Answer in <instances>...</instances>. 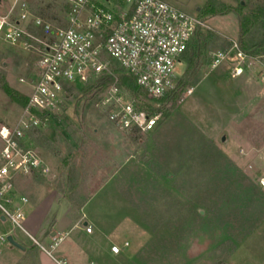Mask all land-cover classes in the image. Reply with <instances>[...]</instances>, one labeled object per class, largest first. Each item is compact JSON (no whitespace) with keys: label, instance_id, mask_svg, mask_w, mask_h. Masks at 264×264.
Segmentation results:
<instances>
[{"label":"rangeland","instance_id":"rangeland-1","mask_svg":"<svg viewBox=\"0 0 264 264\" xmlns=\"http://www.w3.org/2000/svg\"><path fill=\"white\" fill-rule=\"evenodd\" d=\"M164 1L201 19L207 29L199 32L217 39L207 50L200 48V66L193 71L187 60L197 34L191 40L176 66L177 81L189 80L178 100L157 105L140 93L141 105L161 109L155 129L116 131L97 105L73 96L55 124L25 141L50 174L19 176L14 186L31 204L47 194L55 197L45 227L61 208L57 227L64 231L57 233V246L47 250L61 264H70L59 257L64 249L75 264H264V56H246L240 76L232 78L233 60H240L229 48L238 36L236 17L202 15L218 0ZM238 1L219 2L235 9ZM40 2L49 23L64 26L65 1L27 0L29 8ZM217 51L229 62L211 71L209 54ZM35 64L22 46L0 40V84L26 96L28 87L18 81L33 80ZM21 111L0 86V126L13 125ZM66 158L68 167L62 166ZM61 173H72L66 195L56 187ZM84 219L92 234L86 233ZM30 234L38 240L42 231ZM0 235L28 240L8 223H0ZM112 245L119 255L110 253ZM8 249L7 242L0 243V264H11L20 254Z\"/></svg>","mask_w":264,"mask_h":264},{"label":"built area","instance_id":"built-area-1","mask_svg":"<svg viewBox=\"0 0 264 264\" xmlns=\"http://www.w3.org/2000/svg\"><path fill=\"white\" fill-rule=\"evenodd\" d=\"M64 1V26L33 15L27 0L0 2V40L13 47L22 46L36 58L35 78L18 81L28 87L25 107L13 125L0 126V218L49 255L50 251L24 227L28 200L19 196L14 186L19 176L50 174L47 163L26 146L29 130L57 122L66 112L69 89L83 87L104 73L113 75L111 63L134 79L148 101L163 98L177 85L176 66L191 40L207 29L201 19L164 0ZM29 26L34 29L32 34L27 31ZM231 49L240 58H233L231 70V77L237 78L246 56L235 41ZM225 60L229 59L224 52L210 53L208 68L213 71ZM114 78L97 104L102 117L121 133L155 129L162 112L149 113L137 107V100L120 86L118 77ZM86 233H91L90 227ZM6 237L0 235V243L6 242ZM57 241L52 238V249ZM127 246L124 243L123 248ZM110 251L114 255L121 252L117 246Z\"/></svg>","mask_w":264,"mask_h":264},{"label":"trees","instance_id":"trees-1","mask_svg":"<svg viewBox=\"0 0 264 264\" xmlns=\"http://www.w3.org/2000/svg\"><path fill=\"white\" fill-rule=\"evenodd\" d=\"M40 3L34 5L30 8V12L33 13L38 18H41L47 22L52 21L49 19V16L45 13V11L40 7ZM67 8V6H65ZM227 14H233L236 17L237 25H238V36L236 40L237 47L239 51L245 56H264V0H240L237 3V8L232 9L231 7H227L225 4L219 1H212L207 5L205 11L203 12V16H224ZM40 32V31H39ZM202 32V31H201ZM37 34V33H36ZM38 36L42 37V33L38 34ZM195 37V36H194ZM216 36L209 34L204 35L200 32H197L196 37L193 40V50L191 52V56L187 60V69L196 70L200 66L199 56H200V48H204L207 50V47L212 44L216 40ZM231 44H229V48ZM116 65V64H114ZM113 75L110 74H102L101 76L94 78L88 82L87 85L83 87L71 88L68 91V99L72 100L73 96H77V100L81 98H85L87 102L93 103L97 105L100 100V95L107 89L115 80L114 77L119 76L118 73L122 70L111 71ZM188 78L180 79L177 82V85L174 90L170 91L166 96L161 99H158L154 102L158 105H166L169 102H175L179 99L180 94L182 92V88L186 87L188 84ZM119 84L121 87H124L128 90L133 98L137 100V107L148 111L149 113L160 112V108H152V106H144L139 103V97L142 91L136 86L135 81L132 77L123 74L120 75ZM2 90L9 97L10 100L18 103L22 108L25 107L27 98L26 96L18 93L12 92L9 90L5 84H0ZM143 94V93H142ZM144 95V94H143ZM145 96V95H144ZM56 122H52L48 125V127L52 126L51 124H55ZM46 127V128H48ZM42 129H30L26 135V140L34 141V136L36 134L41 133ZM75 136V135H74ZM84 138L85 135H81ZM30 144L26 145L29 146ZM31 146V145H30ZM29 146V147H30ZM83 146V144H82ZM70 159V157H68ZM66 158L62 161V166H69L70 160ZM75 162L73 161V167H71V171L75 170ZM64 168V167H62ZM71 173V175H72ZM69 175V174H68ZM67 177L61 173L59 174L56 187L62 192L63 195H66L65 192L67 187H70V182L72 181L71 175ZM72 188V187H71ZM200 219V217L198 216Z\"/></svg>","mask_w":264,"mask_h":264},{"label":"crops","instance_id":"crops-1","mask_svg":"<svg viewBox=\"0 0 264 264\" xmlns=\"http://www.w3.org/2000/svg\"><path fill=\"white\" fill-rule=\"evenodd\" d=\"M232 54H230V55H232ZM228 62H229V60H228ZM41 200H42L41 203L40 202L35 203V204L28 203L26 205V207L24 209V212H25L24 223L27 227V230L32 234L34 233L36 235V232L42 231L41 238H39L38 240L37 239H35V240H37L38 243L44 249L47 250V248L52 249L51 248L52 247V239L51 238L57 237V233L64 231V229L59 231L58 227H57L58 225H60L58 223H60L59 215L61 212V208H58V212H56L57 214L55 213L56 219H55V221H52L53 224L51 223L50 228L45 227L46 223H48V221L50 220V217H51V216L50 217L48 216L49 210H50L48 208L51 206V204H53L51 202H53L55 200V197L53 195L51 196L50 194L49 195L47 194ZM49 203H51V204H49ZM79 221H81V219L75 220V222L71 225L75 226ZM85 221L86 220L84 219V222ZM0 223L3 224V222H1V221H0ZM83 226L84 227L88 226L90 228L92 227L91 224L88 222L83 223ZM92 229H91V231H92ZM90 234H92V232ZM13 240L15 241V239H13ZM15 242H17V241H15ZM17 243L23 248V250L17 249L15 247H11L9 245L8 251L10 253H13V254H14V252L20 253L19 255L14 254L15 258H13V262L11 264H58L57 262H60V261H57L54 257L49 255L48 253H45L42 250H40L29 239L28 240L26 239V241L23 243H20V242H17ZM111 247H110V249H111ZM90 248H94V243L91 244ZM68 250L69 249H64V251L59 253V255H60L59 257L63 258L65 261H69L70 264H72V263L75 264L74 261L72 260L73 257H71L68 254ZM47 251H50V250H47ZM110 253H111V251H110Z\"/></svg>","mask_w":264,"mask_h":264},{"label":"water","instance_id":"water-1","mask_svg":"<svg viewBox=\"0 0 264 264\" xmlns=\"http://www.w3.org/2000/svg\"><path fill=\"white\" fill-rule=\"evenodd\" d=\"M0 2H1V0H0ZM222 141H224V139H222ZM200 214H202V213H200ZM0 221L4 223V219H3V218H0ZM6 242H7L11 247H15V248H17V249H21V250H23V248H22L17 242H15V241L13 240V238H12L10 235H8V236L6 237Z\"/></svg>","mask_w":264,"mask_h":264}]
</instances>
